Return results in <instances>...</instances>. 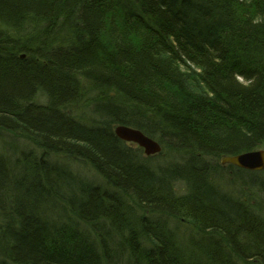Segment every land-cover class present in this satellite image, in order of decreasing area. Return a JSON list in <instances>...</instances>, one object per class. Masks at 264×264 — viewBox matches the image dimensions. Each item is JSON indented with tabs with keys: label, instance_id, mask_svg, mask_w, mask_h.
Here are the masks:
<instances>
[{
	"label": "trees",
	"instance_id": "trees-1",
	"mask_svg": "<svg viewBox=\"0 0 264 264\" xmlns=\"http://www.w3.org/2000/svg\"><path fill=\"white\" fill-rule=\"evenodd\" d=\"M0 127V264H264V0H0Z\"/></svg>",
	"mask_w": 264,
	"mask_h": 264
},
{
	"label": "bare ground",
	"instance_id": "bare-ground-1",
	"mask_svg": "<svg viewBox=\"0 0 264 264\" xmlns=\"http://www.w3.org/2000/svg\"><path fill=\"white\" fill-rule=\"evenodd\" d=\"M89 100V98L87 99V101ZM84 103H86V101L84 100ZM75 105H77V104H75ZM75 105H73V109H74V106ZM129 128H134V127H132V126H129V125H127ZM116 127V126H115ZM136 129H138V128H136ZM138 130H140V129H138ZM141 131V133L143 134V135H145V136H149L148 134H147V132L146 131H143V130H140ZM7 131L3 128V127H0V133L2 134V133H6ZM114 132H115V134H116V136L120 139V140H122V142H123V144L124 145H126V143L125 142H127L125 139H123V138H121L120 136H118L117 135V133H116V131H115V128H114ZM149 137H151V136H149ZM151 138H153V139H155L156 141H158L159 142V144L161 145V143H160V141L158 140V139H156V138H154V137H151ZM10 140H12V139H10ZM14 144H16V146H18L21 150H23V151H25V152H27V153H30L31 151H33L34 152V154L35 155H37V152H35L34 151V149L30 146V145H27V144H24V143H20V142H14ZM128 145H131V146H133V147H135V148H138V149H135V151H137V150H139L140 149V151L145 155L146 154V151H145V148L144 147H141V145L138 143V142H136V141H130V142H128L127 143ZM0 145H3V142L2 141H0ZM12 147V145L10 146V148ZM262 150H264V145H261V146H253V147H251V148H249V149H247V150H245V151H243V152H240V153H237V154H226L225 155V157H235V156H238V155H243V154H256V153H258V152H260V151H262ZM121 152L122 153H124L125 151L124 150H121ZM159 153H161V152H157L156 154H154V153H152V154H148V155H145V156H153V155H158ZM224 157V156H223ZM222 157V158H223ZM221 164L222 165H225V166H233V164L232 163H229V162H226V163H223L222 162V159H221ZM88 166V168H89V170H91L92 171V167H90L89 165H87ZM238 169H241V170H244V171H256V170H252V169H248V168H244V167H241V166H236ZM262 182L264 181V178L262 177L261 179H260ZM264 185V184H263ZM245 188H247V190L248 191H252V196H251V201H252V203L256 206V207H260V205H262V203L261 202H263L264 201V195H262L261 193H260V191L259 190H256V189H254V188H252V187H245ZM186 193V192H185ZM184 193V194H185ZM47 209H48V211H47V215L49 214V215H51V217L53 218V219H55V218H58V217H64V218H69V217H72L73 219H76V217L73 215V214H71V213H67V211H66V209L64 208V203H54L52 206H50V207H47ZM7 219V213H3V212H1L0 211V220H6ZM56 233V232H55ZM195 232H193V229L192 228H188V230H186L185 232H183V233H181L180 232V235H181V237H182V240L183 241H185V239H187L188 237V239H187V244L189 245L190 243H191V237L190 236H192V234H194ZM85 235V234H84ZM184 238V239H183ZM0 245H4V246H6V243L3 241V239L0 237ZM16 260H14L13 258H10V257H6L5 258V263L6 264H14L13 262H15Z\"/></svg>",
	"mask_w": 264,
	"mask_h": 264
},
{
	"label": "water",
	"instance_id": "water-1",
	"mask_svg": "<svg viewBox=\"0 0 264 264\" xmlns=\"http://www.w3.org/2000/svg\"><path fill=\"white\" fill-rule=\"evenodd\" d=\"M115 131L118 136L125 139L127 142L136 141L141 147L145 148L146 154H156L161 152L162 147L155 139L145 136L136 128H129L127 125H117ZM222 162L232 163L235 166H241L252 170H264V150L256 154H243L235 157H223Z\"/></svg>",
	"mask_w": 264,
	"mask_h": 264
},
{
	"label": "rangeland",
	"instance_id": "rangeland-1",
	"mask_svg": "<svg viewBox=\"0 0 264 264\" xmlns=\"http://www.w3.org/2000/svg\"><path fill=\"white\" fill-rule=\"evenodd\" d=\"M74 111L76 113H80V115H82V116L85 114L84 109H82V106L79 105V104L74 106ZM0 141L3 142V146H5V147L7 145H9L10 142H11L6 133H2V134L0 133ZM0 152H3V151H0ZM18 156H20V152H18ZM59 159H60L59 160L60 162L65 163V166H69V169H71L73 172H75L76 174L80 175L81 177H83V178H85V177H94L96 179H99V177L96 175V173L93 170L92 171L89 170L87 165L82 164L80 162H74L72 160L70 161V160L65 159L63 157H60ZM175 223H177V226L180 229L181 233L185 232L186 230H188V228L192 227V224L190 223L189 220H183L181 222H179L177 220V221H175Z\"/></svg>",
	"mask_w": 264,
	"mask_h": 264
}]
</instances>
